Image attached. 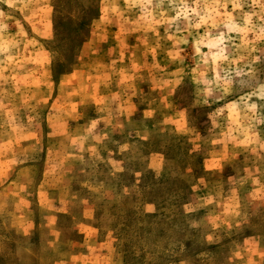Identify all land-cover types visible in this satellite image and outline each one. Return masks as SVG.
<instances>
[{
    "label": "rangeland",
    "instance_id": "obj_1",
    "mask_svg": "<svg viewBox=\"0 0 264 264\" xmlns=\"http://www.w3.org/2000/svg\"><path fill=\"white\" fill-rule=\"evenodd\" d=\"M0 264H264V0H0Z\"/></svg>",
    "mask_w": 264,
    "mask_h": 264
}]
</instances>
